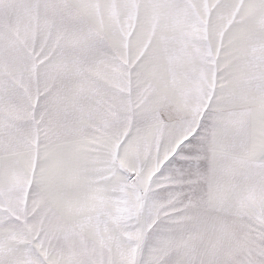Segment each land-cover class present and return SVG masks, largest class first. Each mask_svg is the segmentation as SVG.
I'll return each mask as SVG.
<instances>
[{"label": "snow or ice", "instance_id": "6c2138e0", "mask_svg": "<svg viewBox=\"0 0 264 264\" xmlns=\"http://www.w3.org/2000/svg\"><path fill=\"white\" fill-rule=\"evenodd\" d=\"M0 264H264V0H0Z\"/></svg>", "mask_w": 264, "mask_h": 264}]
</instances>
